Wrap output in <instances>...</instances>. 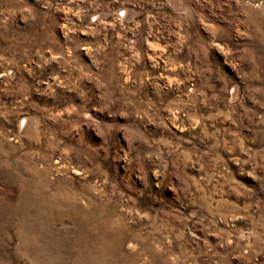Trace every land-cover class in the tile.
Here are the masks:
<instances>
[{"label": "clouds", "instance_id": "obj_1", "mask_svg": "<svg viewBox=\"0 0 264 264\" xmlns=\"http://www.w3.org/2000/svg\"><path fill=\"white\" fill-rule=\"evenodd\" d=\"M0 264H264V0H0Z\"/></svg>", "mask_w": 264, "mask_h": 264}]
</instances>
